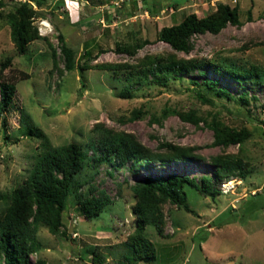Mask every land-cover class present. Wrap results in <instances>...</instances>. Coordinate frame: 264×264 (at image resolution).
<instances>
[{"label":"rangeland","instance_id":"rangeland-1","mask_svg":"<svg viewBox=\"0 0 264 264\" xmlns=\"http://www.w3.org/2000/svg\"><path fill=\"white\" fill-rule=\"evenodd\" d=\"M40 1L42 8L29 0H0V69L12 58L3 77L16 87L12 108L0 118V212L43 150V140L32 135L36 129L53 146L74 142L85 146L92 160L97 155L93 140L99 126L128 133L153 151L164 143L195 147L204 160L149 164L135 172L129 165L114 168L91 160L80 176L83 185L78 193L99 197L103 192L112 204L89 220L77 209L73 194L61 233L54 235L42 225L37 233L41 248L31 261L99 264L95 262L99 256L103 264H134L126 244L135 233V183L175 173L212 176L211 157L238 155L249 162V168L245 177L227 180L229 192L223 193L222 182L216 185L220 191L216 198L185 186L187 205L194 214L170 201L162 204L161 234L155 226L145 229V236L156 246L157 259L136 264H264V82H239L223 74L225 69L252 67L264 72V0ZM24 3L32 4L38 13L33 26L48 33L42 37L46 40L33 41L19 55L5 16ZM220 4L239 7L240 26L228 25L218 35L195 36L190 54L175 52L159 41L164 27L178 25L189 14L207 17ZM59 34L75 53L73 71L66 70ZM138 44L143 46L137 48ZM117 46L137 51L128 54ZM170 55L217 64L219 73L206 67L204 73L148 72L149 58ZM109 64L124 67L118 71L99 67ZM206 80L218 84L209 88ZM219 88L232 99L218 96ZM198 91L210 103L202 102ZM190 111L209 120L216 117L237 130L247 128L252 136L243 146L215 147L212 130L180 118L179 113Z\"/></svg>","mask_w":264,"mask_h":264},{"label":"trees","instance_id":"trees-1","mask_svg":"<svg viewBox=\"0 0 264 264\" xmlns=\"http://www.w3.org/2000/svg\"><path fill=\"white\" fill-rule=\"evenodd\" d=\"M37 8H42L40 0H29ZM158 1V0H155ZM30 3L21 4L15 11L8 12L5 16L11 28V39L19 55L27 52L29 44L36 40H46L39 34L37 27L33 26L37 11L30 7ZM228 25L240 26V10L238 6L220 4L218 10L204 18L196 14L187 15L178 25L164 27L158 36L160 42L168 44L175 52L190 54L194 49L193 38L207 33L218 35ZM63 55L66 61V70L73 71L75 68V53L68 48L64 37L59 34ZM137 48L143 44L135 45ZM118 51L134 54L135 47L117 46ZM85 58L90 53L85 51ZM52 56L56 58L53 50ZM148 59V58H146ZM145 59V60H146ZM151 68L148 72L164 73L172 70L179 74H188L199 70L204 73V68H209L217 73L220 66L205 63L198 60L176 59L170 55L154 56L149 58ZM12 58H8L0 69V118L9 112L13 106L16 87L13 83L4 81V70L10 66ZM100 69L118 71L114 65H99ZM84 69L85 68H82ZM223 74L242 82L254 79L256 82H264V72L258 67L249 70L238 71L225 69ZM209 88L218 84L217 80L205 81ZM218 96L232 99L231 94L223 89L216 90ZM198 98L204 103H210L200 91ZM180 118L187 123L199 126L201 123L214 133L213 146L228 148L233 145L243 146L252 136L247 128L237 130L224 124L220 119L199 115L196 111L179 113ZM6 121V118H4ZM5 124V123H4ZM95 131L94 148L96 157H89L85 146L78 143H69L62 146L50 144L46 135L36 129L32 132L36 138L43 140L42 151L36 155V160L30 174L24 183L11 191L6 198V205L0 212V264H47L44 260L31 261V255L40 250L41 245L37 239L40 227H48L50 233L58 235L64 227L63 214L68 200L74 195L77 209L81 214L91 220L98 218L104 209L112 204L107 195L101 192L99 197L85 196L78 191L82 187L80 176L84 173L91 160L97 163H109L114 168L129 165V170L135 172L149 164H170L176 162H200L203 156L197 153L195 147L177 146L172 143L161 144L158 151H153L132 135L123 132H115L112 129ZM214 168L212 176L190 178L180 174L168 176H149L133 186L135 205L132 209L135 215V233L127 241L130 249L128 259L134 264L141 261L154 262L157 259L156 246L145 236L147 226H155L161 234L160 226L163 222L161 210L162 204L170 201L179 208L194 214L187 205V193L185 186H191L204 197L216 198L220 191L216 185L229 180L232 176L245 177L249 168L242 156L218 155L210 159ZM201 250L200 244L197 247ZM95 262L103 264L99 256H95Z\"/></svg>","mask_w":264,"mask_h":264},{"label":"built area","instance_id":"built-area-1","mask_svg":"<svg viewBox=\"0 0 264 264\" xmlns=\"http://www.w3.org/2000/svg\"><path fill=\"white\" fill-rule=\"evenodd\" d=\"M234 2H236V0H234ZM47 28V27H46ZM47 31L46 30H43V29H40L39 30V34H40V36H42V37H45V35H47ZM228 182H230V181H228ZM228 182L227 181H225L224 183H222V188H223V193H227V192H229V190H230V188H228L229 186H228Z\"/></svg>","mask_w":264,"mask_h":264},{"label":"water","instance_id":"water-1","mask_svg":"<svg viewBox=\"0 0 264 264\" xmlns=\"http://www.w3.org/2000/svg\"><path fill=\"white\" fill-rule=\"evenodd\" d=\"M33 5L32 4H30V7H32Z\"/></svg>","mask_w":264,"mask_h":264},{"label":"bare ground","instance_id":"bare-ground-1","mask_svg":"<svg viewBox=\"0 0 264 264\" xmlns=\"http://www.w3.org/2000/svg\"><path fill=\"white\" fill-rule=\"evenodd\" d=\"M47 23H45V25H46Z\"/></svg>","mask_w":264,"mask_h":264}]
</instances>
